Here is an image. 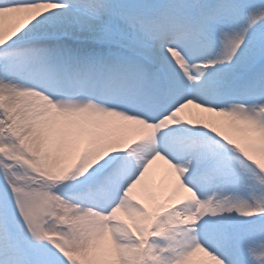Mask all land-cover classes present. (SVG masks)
<instances>
[{"label": "snow or ice", "instance_id": "1", "mask_svg": "<svg viewBox=\"0 0 264 264\" xmlns=\"http://www.w3.org/2000/svg\"><path fill=\"white\" fill-rule=\"evenodd\" d=\"M0 264H264V0H0Z\"/></svg>", "mask_w": 264, "mask_h": 264}]
</instances>
